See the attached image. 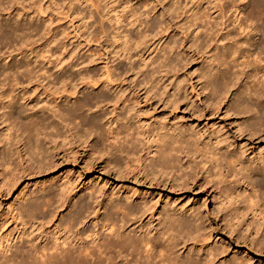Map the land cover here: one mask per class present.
Instances as JSON below:
<instances>
[{"label":"rangeland","instance_id":"374dc122","mask_svg":"<svg viewBox=\"0 0 264 264\" xmlns=\"http://www.w3.org/2000/svg\"><path fill=\"white\" fill-rule=\"evenodd\" d=\"M254 1L255 0H232L231 2L241 7L239 11H241L242 14L238 16L239 20L247 16L250 21L248 23H251V28H248V33H245L246 35L240 33L243 35L242 42L245 40L248 41L249 36H254L258 30L259 32L255 35V39L260 41V45L262 49H264L263 8H260V11H257V9L256 13L250 12L254 10L253 8L256 6V1L257 4L262 5V7L264 6V4H262L264 2L261 0ZM224 2L225 0H223L222 3ZM174 3V7L171 8L170 6ZM215 5H218V0H206L205 3L202 2V0H14L12 2L11 0H5V4L1 7L0 13V26L3 25L0 33V250L1 242L5 244L6 241L12 239L11 237L16 235L15 240L9 242L11 251L6 254L7 259H12L11 257L14 256V250L16 251V249L20 247H24L27 250L28 248L33 249L34 244L38 245V241L40 242L41 240L43 243L45 239L49 238V236L51 237V233L54 232V220L51 221V217L48 216L49 218H43L40 214H37L38 216L35 215V219L38 220L37 225L30 226L31 220L27 215L29 213H25L26 207L29 204L36 205L46 199L48 191L42 192L43 189H48L53 193L57 192V194L59 193L58 195L63 193L64 196L65 194L75 193V191L76 193H84L79 194V199L74 200L71 212L59 216L57 224L61 225L65 220H68L72 212H76L78 206L82 202L92 207L83 214L84 217L82 216L83 221L85 219L84 222H87V224L79 222L78 224L80 226L72 225L74 231L62 235L70 238L76 250L82 244L88 245L89 247L91 245L92 247L91 241L93 240H95L96 243L98 241L96 244L98 245L100 244V239L102 242L103 239L107 240L105 238H110L116 228H118V226L116 228L113 226L115 224L114 221L116 222V219L117 221L120 220L124 215L123 212V215L119 214L120 217L117 215V217H114L115 219L105 221V218L104 220L102 218L105 214L107 215V213H104L99 220L100 223L88 221L94 214L93 211L96 205L92 195L96 192L99 194L101 191L105 195H107V193L110 195L111 193L117 192L120 195L119 197H111L112 200L110 199V201L106 202L107 204L105 203V207H108L110 203L115 200H119L121 203H129L125 201V194L131 190L138 196L154 198L158 201L160 207H163L162 205L166 207H175L178 205L189 207V215L192 214L193 216L197 211L208 217L210 222L213 221L216 223L215 227H217V231L215 232L216 234L214 233L215 240H210V242L214 241V246L221 247L222 242H228L230 236L227 234L226 230L223 229L224 227L221 223H219L218 212L215 213V209H217V207L219 209L223 201H219V197L216 196L217 198H213L215 196L211 193H205V191H202V193L201 190L195 188L178 191V189H169L170 187L168 186H155L142 180L138 182V179L136 181V179L134 180V178L132 179V177L127 175H119L117 177V175L113 173L114 169L112 168L114 164L111 158L109 156L104 158L105 156H103L104 153H102V149L104 146L98 142L96 143V139L93 140L94 135H92L93 137L89 140L86 138L87 136L85 134L91 132L90 130L87 132L90 126L88 127L86 124L92 123L91 121L98 118L103 120L101 122L102 129H108V133L112 130L118 131L121 133L120 138H125L127 133L124 128L127 121L124 120V123H122L123 125L121 124L120 126L114 124L109 129V125L112 123L113 119H116L113 118L115 116L113 108L111 106L109 107V105L103 107L104 104H100V102L97 103L98 97L101 95L115 100V98L118 97L116 93L111 94V92L106 89H100L97 92L84 91L80 93L77 100H72L69 106L61 107L60 113L64 114L65 118L68 117L67 119L69 120L72 118L74 119L67 122L71 132H68L66 128L60 125L58 126L59 129H57L61 134L58 131L56 132V130H54V133V131L48 130L49 128L46 125L51 122L57 125L59 122L58 118V120L53 119L54 116L52 115L51 104L53 103L52 101H54V97H57L62 89L61 85L56 83L54 79H71L75 83H80L82 78L86 75H97V72L100 73V68L110 60L119 69L118 73H127L131 67L135 69L134 73L128 72V80L122 88L129 99H133V102L121 106L118 115L122 118L134 112L138 116L140 126H142L139 130L143 128V130L149 129L150 131L155 129L157 132L160 127H163L162 123H167L168 126L164 128L165 131H168L170 134L174 132L175 134L186 132L189 135L191 132H200L201 135H204L206 132L202 139L204 142L211 140L209 141L211 146L215 145L220 147V141L224 142L226 145L232 143L231 145H233V147L235 146V150L239 151L237 154L241 153L244 155L247 153L244 155L245 160L247 159L250 161L254 157L256 160L257 158L258 160H264V133H259L260 137L257 134L254 135L255 132L253 131H248V133H246L248 129H245V125L248 123L249 125L253 124L254 120L246 116L240 118L238 114H236V111H239L237 109H241L235 107L237 106L235 101L238 98V94H240L243 89L242 84L236 85L231 91L229 95L230 101H227L229 104H226L225 96H220L221 94L219 92V90L223 88L224 79L222 77L213 79V88L215 87L213 89L215 92L211 90L213 93L208 90L210 88H206L207 85L201 80L205 73L204 70L208 71L209 69H213L214 71L220 70L222 72L223 67L218 64L215 55L218 52L222 53L225 47H227V41L223 35H225L226 31L233 30L231 29L233 28V25H231V16L237 15L238 11L237 13H235V10H230L229 13L226 11L228 13L227 18H231L227 21V26L230 28L227 27L229 29L224 30L225 27L223 26V30H221L222 27L220 26L213 37H211L213 40L217 38L223 42L213 49L212 59L207 61L204 65H201V62L198 61L199 54L205 49L200 41L196 44L197 48L192 47L191 42H188L183 48V41L179 32L171 33L170 36L163 40H160L159 37L165 25V18L162 16L161 10L163 7L167 8L166 10L169 16L175 21L176 27L179 30H184L187 35L192 33L193 38L197 34L199 35L200 32L209 30L208 28L210 26L208 22L210 21V15L214 12L212 9ZM114 7H116L115 14L112 13L109 14V16H105L108 10ZM191 7H193L192 10H190L187 13V17L184 18L183 14ZM7 8H10L11 11L14 10L11 16L6 15L5 10H8ZM118 14L123 18L120 32L126 36V39L121 37L124 41L116 40L118 35L116 34L117 24L115 22V17ZM216 16L217 14H215L213 18ZM196 17L197 20L193 22V19ZM196 21L199 23L197 25L200 31L193 32L190 26L192 23L195 24ZM253 21L255 24L257 22L254 26L252 23ZM14 23H18L22 27L18 29ZM136 23H140V26H137ZM15 27L17 29H15ZM235 31L237 30L232 31V35L240 36L239 32L237 33ZM244 36H247L245 40ZM246 41L244 42L245 44L242 45V50H251L252 47L248 46V44L250 45L251 43ZM123 49H128L125 55L127 58L133 57L132 63H129L128 60L125 61L123 59L124 56L121 57L120 54L115 55L114 52H119ZM262 57H264V51ZM246 60L247 59H243L242 61ZM27 62L31 63L28 69H30L32 73L28 76H22L19 73L24 71L26 68L25 63ZM159 66L164 67L163 71L160 70L162 73L157 70ZM234 66H236V64H234ZM140 68L141 71L139 70ZM11 73L17 75L14 74L18 77L16 78V80L18 79L17 81L14 82L13 78H7ZM130 73L133 76H131ZM152 77H155V82L153 84L149 82V84L146 85L145 82L153 81L151 79ZM192 78L195 79L193 82H191ZM194 83L203 91L200 96H198V89L191 88V85ZM126 85H130V87L127 88ZM134 92L137 94V99L132 97ZM8 94L14 97L15 101H18L19 106L16 107L14 111L15 117H24L21 112L24 109L27 113H36L40 119L43 117H46V119L43 118L45 121L48 119L46 122H42V125L40 123L41 127H43L44 124L43 128L48 130H45V132L48 133L45 135L46 139L45 136H43L44 139L39 142L40 144H37L38 149H41L42 146L43 149L39 151L44 154L40 153L38 149L36 151L27 150L30 145L31 147H37L35 139L32 137L29 138V132L31 130H29L30 126L27 120L25 124L24 119H21L23 120V124L19 123V121L12 122L14 124L13 127L15 126L14 128L16 129L22 126L20 130L23 129L19 131L18 134H16V129H14L15 131L11 129L12 133L5 131L4 121L7 120V116L9 115V110L6 109L7 100L5 97ZM243 97H245V95ZM25 99L28 100L27 104L20 109L19 107L23 105ZM87 99L91 101V103L89 102L88 106L83 109V112L80 114L82 115L81 117H78L80 115L74 117L67 114L72 112V104L76 103L81 105L84 104L82 102H87ZM176 100H179L178 108H175L173 104ZM57 103H59V101H57ZM249 105L252 109L255 108L256 111H259V114L255 117H259L261 114L264 116V104L260 106V104L255 102H249ZM86 121H88V123ZM131 122L132 131L129 132V135H131V133L134 134L133 128L139 126L137 123ZM23 130L26 131L21 137L20 132ZM261 130L263 131L264 128ZM155 131L154 134L156 133ZM6 133L12 134H10L12 137L9 135L12 140L8 136L7 138L10 140L5 138L7 135ZM209 133L212 136L208 135ZM249 133L251 135L253 133V137L248 135ZM69 134L73 136L69 137ZM26 136L30 140V142H28L29 140L26 141L27 144L24 140ZM151 137V140H153L155 136L153 135ZM72 138L74 140H72ZM6 140L10 142L5 145ZM24 145H26L27 149H24ZM101 147L103 148L101 149ZM92 148H95V150ZM96 149L99 150L97 151ZM24 150L26 151V155L23 153ZM231 155L230 153L229 158ZM124 156L125 154L121 157L123 162ZM43 158L47 163L50 160L52 164H48H50V167L53 165L54 169H52V167V170L49 169L50 167L46 166L48 164L41 161ZM199 162L200 160L197 161V163ZM41 164H43L42 167ZM44 165L46 169L50 170L49 172L43 167ZM30 166L33 170H31L32 168ZM122 167L124 168V166ZM226 167H228L229 170V166L226 165ZM42 168L45 170L43 171ZM98 190L100 191L98 192ZM24 195L26 198L20 200L21 197L23 199ZM225 201L227 202L228 200ZM215 203H217L216 207L214 206ZM225 204H227L225 208L230 207L228 202ZM223 205H221V207ZM55 206H57V204ZM225 208L223 206L222 209H220L225 210ZM166 212L167 209H165L163 215H165ZM106 215L104 217H106ZM104 221L107 224L103 223L102 225L101 223ZM157 223L160 224V222ZM104 224L107 228H103V226H105ZM118 224L120 226L122 224L121 221H119ZM22 225L26 227L25 230H22ZM110 225H112V228ZM129 225L131 226V231L132 228L133 230L139 228V223H129ZM129 225L126 227L129 228ZM145 226L148 227V229L151 227L147 221H145ZM100 227L102 229H100ZM73 229H71V231ZM108 229H112L113 233ZM21 231H24L27 236L20 239V241H16ZM91 232L99 236H94L91 239L86 238ZM250 232L248 234H250ZM77 234L79 238L82 237L80 242H77ZM251 234L255 233L251 232ZM57 236L58 235L52 236L50 240L55 242L54 238ZM36 237L40 238L37 239ZM102 243H104L102 246H104L105 252L102 250L101 252L104 254H111V248V252H106L109 247H107L105 241ZM42 245L44 244H41V246ZM244 245L246 244L238 245L234 242L229 252L230 257L237 259L240 255H243L242 258L245 259L251 256V258H254L255 264H264V253H259V255H257L258 253L251 250L248 245V247ZM98 246L101 248V244ZM52 252H48V255ZM185 253L184 256L187 255V252ZM241 256L239 257L240 259L238 258V261L242 259ZM45 258L46 257H44V259ZM202 258H205V255H203ZM44 261L45 260H41V263ZM2 263H4V258L0 251V264Z\"/></svg>","mask_w":264,"mask_h":264},{"label":"bare ground","instance_id":"6f19581e","mask_svg":"<svg viewBox=\"0 0 264 264\" xmlns=\"http://www.w3.org/2000/svg\"><path fill=\"white\" fill-rule=\"evenodd\" d=\"M12 1L14 0H11V2ZM231 1L232 0H225V2L222 3L223 0H218V5H215L213 7L212 10L214 12H211L212 14L210 15V21L208 22V25L210 26L208 28L209 30L207 31L205 29L206 32L202 31L199 33V35L197 34L193 38L192 33L190 35H187L184 30H179L176 27L175 21L169 16L168 11L166 10L167 8L163 7L161 10L162 16L165 18V25L162 32L160 33V40L167 38L171 33L179 32L183 41V48L188 42H191L192 47L197 48L196 44L198 43V41H200L201 45H203L205 49L202 53L199 54L198 61L201 62V65H204L207 61H210L212 59L213 49L219 46L221 42H223L217 38H215L214 40L213 38L211 39V37H213L220 26L222 27L221 30H223V26L225 27L224 30L229 29L230 27L227 26V21L232 18V22H230L231 25H233V28L231 29L237 30L235 32L246 35L248 33V28H251V23H248L250 21L247 16L244 19L239 20L238 16L242 14V12L239 11V8L241 7H239V5L236 3L233 4V2ZM261 1L264 2V0ZM202 2L205 3L206 0H202ZM4 4L5 0H0V13L1 7L4 6ZM174 5L175 3L170 7L173 8ZM255 5V7L253 8L254 10L250 12L256 13V10L258 9L257 11H260V8H263L262 10L264 11V6L262 7V5L257 4V1ZM192 8L193 7H191L183 14L184 18L187 17V13L192 10ZM11 9H4L6 15L11 16L13 14L14 10L11 11ZM115 10L116 7L110 8L105 16H109V14L112 13L115 14ZM230 10H235V13H237L238 11L237 15L233 17L231 16V18H227ZM226 11H228V13ZM215 14H217V16L213 18ZM115 18V22L117 24L116 34L118 35V38L116 40L124 41L121 39V37H123V39H126V36L122 32H120L123 24V18L120 14L116 15ZM195 20H197V17L193 19V22H195ZM252 23L253 26L257 24V22L255 24L254 21ZM14 24L18 29L22 27L18 23ZM136 24L137 26H140V23ZM197 24L199 23L196 21L195 24L192 23V25L190 26L193 32H197L198 30L200 31V28ZM2 26H0V33L2 31ZM17 28L15 27V29ZM233 30H228L226 31L225 35H223V37L227 41V47H225L222 53L218 52L215 55L216 59L218 60V64L223 67L222 72L220 70L214 71L213 69H209L208 71L204 70L205 73L203 74L201 80H203L207 85L206 88H210L208 90L211 91L215 88H213V79L222 77L224 79L223 88L219 90V92L221 94L220 96H225L226 104H229V95L231 91L236 87V85L242 84L243 89L241 93L238 94V98L235 101V104H237V106L235 107L241 109H237L239 111H236V114H238L240 118L246 116L251 120H254L253 124L249 125V123H245V129H248L246 133H248V131H253L255 132L254 135H259V133H264V130H261L264 128V116L263 114H261L259 117H255L257 114H259V111H256L255 108V110L252 109L249 105V102H255L257 104H260V106L264 104V57H262L264 49H262L260 41H257L255 39V35H257V32H259L257 29L256 34L254 36H249L248 41H246L245 39L248 35L251 34H248L246 37L244 36V40L251 43L250 45L248 44V46H251L254 49L253 50L250 47L253 51H251L246 46L245 47L249 50L247 49L248 51H246L245 48V50H242V45L245 44V41L242 42L243 35L240 34V36H233ZM137 38L141 39L139 37ZM127 50L128 49H123L122 51L114 53L115 55L120 54L121 57L124 56L123 59L125 61L128 60L129 63H132L133 57L127 58L125 55V52H127ZM243 59L247 60L242 61ZM25 64L26 68L24 69V71H21L20 73L18 71V73L22 76H28L32 73V71L28 69V67L31 66V63L27 62ZM234 64H236V66H234ZM163 68V66H159L157 70L162 73ZM139 70L141 71V68ZM118 71L119 69L109 60L102 66V68H100V73L97 72V75H86L84 78H82L80 83H75L71 79H54L56 83L61 85L62 89L61 93L58 94L57 97H54V101H52L53 103L51 104L52 115L54 116L53 119H59V122L57 125L53 122H51L50 124L47 123L46 125L49 128L48 130H56L57 132L59 129L58 126L61 125L66 128L68 132H71V130L69 129V124L67 122L72 120L73 118L70 120L67 119L68 117L65 118V115L60 113V108L69 106V103L72 100L78 99L80 93L84 91L97 92L100 89H106L111 92V94L116 93L118 97H114L115 100L110 99L105 95H101L98 97L99 99L97 100V103L100 102V104H104L103 107L109 105V107L111 106L113 108L115 115L113 118L116 119H113L112 123L109 125V129L114 124L120 126L122 123H124V120L127 121V124L124 128L126 130L125 132L127 133L125 138H120L121 133H119L118 131L112 130L108 133V129H102L101 122L103 120L101 118L91 121L92 123H88V121H86L88 123L86 125H88V127L90 126V129H88L87 132L89 130L91 132L86 133L85 135L87 137H85L89 140L93 137L92 135H94L93 140L96 139V143L98 142L104 146V148L101 147V149L103 148V152L102 150L101 152L104 153V158H106V156H109L111 158V161L114 164V167L112 168L114 169L113 173H115L117 177L119 175H127L132 177V179L134 178V180L136 179V181L138 179V182L139 180H142L155 186H168L170 187L169 189H178V191L195 188L201 190V192L205 191V193H211L215 196L213 198L219 197V201L223 200L225 203L228 202L230 204V207L228 208H225V205L227 207V204H225L223 201L221 202V205L224 204L223 206L225 210H221L223 207H221V205L219 206V209L221 208L220 211L218 207V210L215 209V213L218 212L219 217V220H217L219 221V223H221V225L224 227L223 229L226 230L227 234L230 236L228 242H222L221 247L214 246V241L210 242V240L214 239L215 237L214 233L217 231V227H215L216 223L213 221L210 222L208 217L197 211L196 213L192 211L194 213L193 216L192 214L189 215V207H185L183 205H174L175 207H166L162 205L163 207H160L158 201H156L154 198H149L147 196H138L132 190L128 191L125 194V201H128L129 203H121L119 202V200H115L114 202L112 201L108 207H105V203L110 201L111 197H119L120 195L118 192L113 194L111 193L112 195H108V193L107 195H105L101 191L99 194L97 192V194H91L95 199L93 201L96 202V205L93 211L94 214L88 220L89 222L100 223L99 220L104 215V213H107V215L105 214L106 217H104L105 215L103 216V220L104 218L105 221L113 220L115 219V216L117 217L118 215L120 217L119 214H122L124 212V215L122 214L123 216L120 218V220L117 221L116 219V222L114 221L115 224L113 223V226H115V228L118 226L114 233L112 229H108L113 233L112 235L110 234L111 237L105 238L107 240H102V242L105 241V244H107V247H109L106 252L110 251V248L112 252L110 251L111 254L103 253L105 252V249L103 248L104 246H102V244L104 243L101 242V239L100 244L102 249L100 248V246H98L100 244L96 245L98 241L96 243L95 240H93L91 241L92 247L91 245L89 247L88 245L82 244L76 250V247L72 245L73 243L70 238L68 236L62 235L73 232L74 229L72 225L80 226L78 224L79 222L87 224V222H84L85 219L83 221L82 216L92 207L88 206L87 203L82 202L78 206L76 212H72V215L70 214L71 216L68 220H65V222H63L61 225L57 224L59 216H63L65 213L71 212V207L74 200L79 199L78 195L84 193H76L75 191V193H70L68 195L65 194L64 196L63 193H60L61 195H58L59 193L57 194V192L53 193L48 189H43L42 192L48 191L46 199L36 205L29 204L26 207L25 213H29L27 215L31 220H29L31 222L30 226L37 225L38 220L35 219V215L37 214H40L43 218L48 216L51 217L50 220H54L53 228L55 227V233H51V237L54 235H58L54 238L55 242L51 241V237L49 236V238H46L43 243L41 240L40 242L38 241V245L34 244L33 249L28 248L27 250L24 247H17L18 249H16V251L14 250L15 252L13 251L14 258L11 257L12 259L8 258V260L6 254L11 251V245L9 244V242L15 240L16 235H14L13 237H11L12 239L6 241L5 244L1 242L0 251L1 254H3L4 258V263L2 264H47L49 262V264H255L254 258H251V256L250 258L247 257L243 259V255H240L242 259L238 261V258L240 256L237 259H233L232 257H230L229 252L231 247L233 246V243L236 242L238 245H248L251 250L258 253L257 255H259V253H264V160H258L257 157V160L255 159V157L252 159L249 157L251 160L249 161L246 159L248 161L247 162L244 159V155H246L247 153L244 155L241 153L237 154L239 151L235 150V146L233 147V145H231L232 143L226 145L224 142L220 141V145L217 143L220 147H217L215 145V147L213 145L211 146L209 144V141L211 140H209L208 142H204L202 139L206 132L204 133V135H201L200 132H191L189 135L186 132H182L180 134H175L174 132L170 134L168 133V131H165V128L168 126L167 123H162L163 127H160L157 132L155 131V129L151 131L149 129L143 130L144 128L142 130H139L142 126H140L138 116L134 112L122 118L118 115V111L120 110L121 106L131 104V102H133V99H129L122 88L128 80V72L130 71L134 73L135 69L131 67L127 73H118ZM14 74L11 73L9 76L7 75V78H13L14 82L17 81L18 79L16 80V78L18 77H16V74V76ZM131 76L133 75L131 74ZM151 79L153 81H147L145 82V84L147 85L149 84V82H152L153 84L155 82V77H152ZM194 80L195 79L192 78L191 82H193ZM126 86L127 88L130 87V85ZM191 88L198 89V96H200L203 92L201 88L199 89V86H197L196 83L192 84ZM213 91L211 92L213 93ZM244 95L245 97H243ZM132 97L134 99H137V94H135L134 92ZM5 98L7 100L6 109L9 110V115L7 116L8 118L6 121H4L5 131L11 132L12 130L16 129L14 128L15 126L13 127V121H19V123L23 124V120L21 119H24L25 124L27 120V123L29 122L28 125L30 127L28 125L27 126L29 127V130H31L29 132L30 136H28L29 138H34L37 145L39 142H41L42 139H44L43 136L48 134L47 132H45L46 128H43L44 124L43 127L40 126V123L42 125V122L45 121L43 120V118L46 119V117L40 119V117L37 116L36 113H27V111L24 109L23 111H21L24 117L22 115V117H15L14 111L15 108L19 106L18 101H15L14 97H12L10 94L6 95ZM27 101L28 100L25 99L23 105H21L19 108H23L22 106L26 105ZM57 101H59V103H57ZM89 102L91 103V101L87 99V102H82L84 104H72V112H69L67 114L74 117L76 115H80L81 112H83V109L88 106ZM178 102L179 100L173 102L175 108L179 107ZM81 116L82 115L78 117ZM131 121H133V123H137L139 126L133 128L134 134L131 133V135H129V132L132 131V125L130 124ZM20 128L16 129V134H18L19 131L23 129L22 128L20 130ZM25 131L23 130L22 132H20L21 137L24 135ZM154 131L156 132L155 134ZM11 133H6L7 135L6 137L4 135V137L8 140L12 135ZM153 135L155 137L153 140H151V136ZM208 135L211 134L209 133ZM248 135L251 134L249 133ZM7 136L9 138H7ZM70 136L73 135L69 134V137ZM251 136L253 137V133ZM29 138L26 136L24 138L25 142L28 141ZM7 140L5 141V145L6 143L10 142H7ZM72 140L74 139L72 138ZM28 142H30V140ZM25 148L26 145H24V149ZM37 149L38 145L37 147H31L30 145L27 150L36 151ZM41 149H43L42 146ZM41 149H38V151ZM92 149L95 150V148ZM96 150L98 151L99 149ZM24 151L23 153H25L26 155V151ZM39 152L42 153L41 151ZM230 153L232 155L229 158ZM124 154L125 156L123 162V160H121V157H123ZM198 160H200L199 163H197ZM41 161H44V158ZM45 163H50V160L48 161V163ZM50 164L46 166L48 167ZM42 165L43 164H41V167ZM45 165L43 167H45L46 169ZM226 165L229 166V170ZM122 166H124V168ZM51 167L52 169H54L53 165ZM51 167L49 169H51ZM31 170H33V168ZM46 171L49 172L50 170L46 169ZM99 191L100 190H98V192ZM25 198L26 196L24 195L23 199L21 197L20 200H24ZM225 200L228 201L226 202ZM56 204L57 206H55ZM216 204L217 203H215L214 205L215 207ZM165 209H167V212L165 213V215H163ZM215 216L217 217V215ZM105 221L101 224L103 225ZM119 221H121L122 223L120 226V223L118 224ZM145 221L149 222V224L151 225L150 229L145 226ZM157 222H160V224H158ZM129 223H139V228L136 226L138 229L135 228L133 230L132 228L131 231V224L129 225ZM67 225L70 227H68ZM128 225L129 228L126 227ZM104 227L107 228L106 225L103 226V228ZM110 227L112 228V225H110ZM25 229L26 227L23 226L22 230ZM71 229L73 230L71 231ZM100 229L102 228L100 227ZM250 231L255 234H251ZM249 232L250 234H248ZM91 234L87 235L86 238L91 239L94 236H99L96 235V233H93L92 235ZM26 236V233L24 231H21V233L18 234L16 241H20V239H23V237ZM39 238L40 237H38L37 239ZM81 238L78 237L77 242H80ZM41 244L44 245L41 246ZM101 250L103 252H101ZM50 251L53 252L51 254L49 253L50 255H48V252ZM185 252H187L186 256H184ZM203 255H205V258H202ZM44 257L46 258L44 259ZM41 260L45 261L41 263Z\"/></svg>","mask_w":264,"mask_h":264}]
</instances>
